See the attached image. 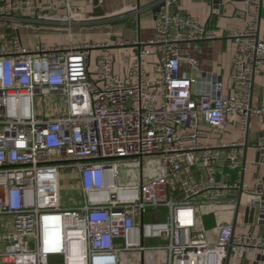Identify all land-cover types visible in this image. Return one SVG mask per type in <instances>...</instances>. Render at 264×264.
<instances>
[{
    "label": "built area",
    "instance_id": "obj_1",
    "mask_svg": "<svg viewBox=\"0 0 264 264\" xmlns=\"http://www.w3.org/2000/svg\"><path fill=\"white\" fill-rule=\"evenodd\" d=\"M177 1L162 0L157 31L143 47L117 41L141 46L124 75L111 41L29 47L17 36L0 38V218L11 219L0 220V261L145 264L148 253H163L164 264H240L244 254L264 253V233L234 225L241 188L249 207L262 202L256 219H264V153L250 160L244 149L259 142L250 139L253 117L264 119V105L251 104L264 64L261 0H241L230 90L214 74L210 90L196 95L182 65L198 69L199 60L181 45L216 34L190 11H175ZM59 9L65 14H50ZM19 15L71 24L75 14L71 0H0V23ZM36 95L62 98L64 109L37 113ZM230 123L239 137L227 142L221 135ZM252 148L264 152L261 143ZM69 171L82 195L73 204L62 200ZM205 208L217 219L214 239L203 226Z\"/></svg>",
    "mask_w": 264,
    "mask_h": 264
},
{
    "label": "crops",
    "instance_id": "obj_2",
    "mask_svg": "<svg viewBox=\"0 0 264 264\" xmlns=\"http://www.w3.org/2000/svg\"><path fill=\"white\" fill-rule=\"evenodd\" d=\"M71 3L75 14L71 24L65 21L38 19H35L34 22H28L23 20L22 15H19L6 27V30L0 31V38L5 36L11 39L17 36L24 45L29 47H34L41 42L49 45H66L70 43L111 41L115 65H126L125 69L119 72L124 75L138 56L140 47H143L155 35L162 0H71ZM243 7H245V3L241 0H178L174 4L173 9L175 11L178 9L190 11L200 23L206 25L208 29L216 34V38L213 40L196 41L181 45L183 50L199 60L198 69L192 67L189 63H183L182 65V72L191 75L196 80L191 88L194 95L210 90L211 86L207 80H209L210 75L214 74L220 75L222 78L223 92L227 93L230 90L233 58L237 49V42L231 35L240 31L244 26V22L238 17ZM50 14L62 16L65 11L59 9L56 13L51 12ZM261 34L264 37V14L261 18ZM118 40L131 42L141 40L142 44L140 46L131 43L119 46L117 45ZM98 53L99 49H94L92 57L95 58ZM156 63L157 54L153 53L147 57L146 68L149 74H153ZM262 105H264V64L261 73L255 77L252 91V106L259 107ZM258 122L260 128L255 141H260L259 134L261 131L264 133V119L258 118ZM235 127L234 123H230L225 132L222 133L221 138L227 142L236 140L239 137V132ZM218 137L219 134L217 135L215 131H211V142H216ZM262 139L264 140V134ZM255 153V149L250 148L248 158L253 160ZM66 174L63 173L62 176L63 188ZM261 176L263 177L261 180L264 182V170H262ZM250 182L252 184L256 183L254 179H251ZM70 185L78 187L76 179L70 180ZM63 192L64 189L62 190V200ZM239 196L240 194L238 198ZM251 201V197L242 195L241 209L237 219L245 222L247 231L264 233V219H256V208H251L248 212L249 217H247V210ZM204 211L206 212L204 216H209L214 221V225L210 227L203 224L210 237L214 239L216 216L209 208H205ZM261 211H264V209ZM10 221L11 219L5 220V222H9L8 225H10ZM3 247L4 244L0 242V249ZM164 258L163 253H148L145 257V264H164ZM237 261L235 260V262ZM239 263L264 264V253L244 254L239 259ZM0 264L11 263L0 261ZM49 264H62V259L59 256H53L50 258Z\"/></svg>",
    "mask_w": 264,
    "mask_h": 264
},
{
    "label": "rangeland",
    "instance_id": "obj_3",
    "mask_svg": "<svg viewBox=\"0 0 264 264\" xmlns=\"http://www.w3.org/2000/svg\"><path fill=\"white\" fill-rule=\"evenodd\" d=\"M11 23H9L10 25ZM7 27V23H0V31L3 32L4 30H6ZM126 65H116V70L118 72H122V70L125 69ZM35 110L37 113H42V114H52V113H56L58 112L60 109L63 110L64 109V105H63V99L62 98H58L55 96H41V95H36L35 96ZM60 108V109H59ZM259 122H258V117L254 116L253 117V121H252V126H251V130H250V139L255 140L258 136V131H259ZM135 177V176H133ZM131 177V178H133ZM66 181L64 182V192H63V200L66 204H73L76 203L80 200V198L82 197L81 195V191L80 188H78L77 186L75 187L70 185V180H75L76 176L74 174V172L69 171L66 174ZM160 212H162V214H164V212L166 211L165 208H159ZM2 219V221L5 223V218L1 217L0 220ZM151 217L147 216L146 217V221H151ZM5 227H1L0 226V233L3 232L5 230ZM157 243L156 241L150 240L149 244H155ZM164 243V242H163Z\"/></svg>",
    "mask_w": 264,
    "mask_h": 264
},
{
    "label": "water",
    "instance_id": "obj_4",
    "mask_svg": "<svg viewBox=\"0 0 264 264\" xmlns=\"http://www.w3.org/2000/svg\"><path fill=\"white\" fill-rule=\"evenodd\" d=\"M164 6V2H162L160 4V7H159V11L161 10V8ZM263 14H264V0H261V11H260V16L261 18L263 17ZM253 86H254V83H253ZM253 91V90H252ZM252 104V103H251ZM251 120V115L249 116V122ZM249 128H250V123H249V126H248V132H249ZM263 131L260 132L259 136H260V141L259 142H250V141H247L244 149H245V152H246V155L248 153V150L249 148H252L253 146H256L258 143H261L262 145H264V140L262 139L263 138ZM264 153L262 151H257L256 154H255V158L256 160H259V158L261 157V154ZM259 170V168H258ZM242 188L240 189V196H239V201H238V205H237V209H236V215H235V221H234V225H236V222H237V218H238V215H239V210H240V206H241V197H242ZM262 204V202L260 201H256L255 204H254V207L253 206H250L247 210V217H249V211L251 210V208H256V211L257 213L259 212V207L260 205ZM264 223V221H263ZM227 264H229V258L227 259Z\"/></svg>",
    "mask_w": 264,
    "mask_h": 264
},
{
    "label": "trees",
    "instance_id": "obj_5",
    "mask_svg": "<svg viewBox=\"0 0 264 264\" xmlns=\"http://www.w3.org/2000/svg\"><path fill=\"white\" fill-rule=\"evenodd\" d=\"M203 222H204V225L206 226V227H210V226H213L214 225V221H213V219H211L209 216H204L203 217Z\"/></svg>",
    "mask_w": 264,
    "mask_h": 264
},
{
    "label": "bare ground",
    "instance_id": "obj_6",
    "mask_svg": "<svg viewBox=\"0 0 264 264\" xmlns=\"http://www.w3.org/2000/svg\"><path fill=\"white\" fill-rule=\"evenodd\" d=\"M77 257V256H76Z\"/></svg>",
    "mask_w": 264,
    "mask_h": 264
}]
</instances>
